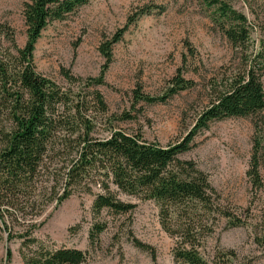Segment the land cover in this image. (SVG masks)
Returning a JSON list of instances; mask_svg holds the SVG:
<instances>
[{"label": "rangeland", "instance_id": "rangeland-1", "mask_svg": "<svg viewBox=\"0 0 264 264\" xmlns=\"http://www.w3.org/2000/svg\"><path fill=\"white\" fill-rule=\"evenodd\" d=\"M222 1L247 17L250 51L259 49L264 43V0ZM24 2L0 0V25L12 31L21 49L27 41ZM141 10L147 14L128 25L129 18ZM215 13L206 0H90L42 33L34 52L36 71L65 90L102 94L106 111L91 102L86 113L95 138L105 139L110 130H123L167 147L190 134L208 102L207 87L231 76L240 65L241 59L235 61L231 44L215 23ZM121 30H125L123 38L113 46L112 60L103 71L106 61L100 47ZM3 45L12 44L3 41ZM64 70L82 81L71 84ZM178 76L196 82V89L181 91L165 103L135 102L136 90L155 98L166 95ZM100 77L104 85L86 89L87 80ZM125 114L132 119L122 120ZM257 140L262 141L260 189L253 188L247 176ZM70 150L63 139L56 141L48 156H76ZM180 159L194 162L208 175L217 192L214 207L231 214L224 218L214 210H199L192 216V224L198 226L200 221L207 230L197 238L202 258L217 264L218 251H234L237 264H264V111L212 123L194 137L191 149ZM94 199L78 191L57 207L49 205L37 219L40 228L33 237L49 249L85 252V264H176L175 240L164 230L155 201L122 195L123 201L136 205L134 211L119 216L105 211L96 218ZM236 219L242 222L238 226ZM6 221L14 231L22 232V226L9 218ZM98 222L106 223L107 230L100 236L99 247L91 248L89 232ZM129 232L155 248L156 260L133 246ZM21 244L20 239L8 240L0 221V264H23Z\"/></svg>", "mask_w": 264, "mask_h": 264}, {"label": "trees", "instance_id": "trees-1", "mask_svg": "<svg viewBox=\"0 0 264 264\" xmlns=\"http://www.w3.org/2000/svg\"><path fill=\"white\" fill-rule=\"evenodd\" d=\"M90 0H25L23 18L26 27L24 48L15 45L14 34L0 25V221L9 241H22L23 264H85L87 255L78 249H49L33 237L39 229L37 219L46 208L56 207L81 191L95 197L92 212L99 218L103 212L127 215L136 205L121 199L122 195L149 199L160 207L164 230L175 240L173 258L176 264H209L200 254L197 240L206 226L191 223L199 210L231 214L214 207L217 192L206 173L180 156L191 149L194 137L208 130L214 122L249 118L264 111V43L251 50V29L247 17L226 1L206 0L215 8V23L231 44L235 61L240 65L231 76L207 87L208 102L199 112L195 126L182 142L162 147L146 141L140 134L110 130L105 139L95 138L94 126L86 116L93 102L103 112L106 105L99 91L75 93L59 87L36 71L35 46L42 33L55 22L69 15ZM146 11L129 18L137 22ZM125 30L103 43L100 53L112 60V48ZM3 41L12 45L5 47ZM240 56V57H238ZM71 84L81 82L63 71ZM86 89L104 85L103 77L89 79ZM197 83L178 76L169 92L155 98L136 90V103H165L181 91L196 89ZM93 97V100L88 98ZM122 120L132 119L125 114ZM65 140L76 156H48L56 141ZM257 140L247 176L255 189L262 187L260 151ZM52 184V185H51ZM23 227L22 232L9 227ZM241 220L236 219V226ZM77 226L75 229H80ZM106 223H95L89 232L91 248L99 247ZM133 246L157 258L154 247L143 243L129 232ZM12 259L8 250L7 260ZM217 264H237L234 251H218Z\"/></svg>", "mask_w": 264, "mask_h": 264}]
</instances>
